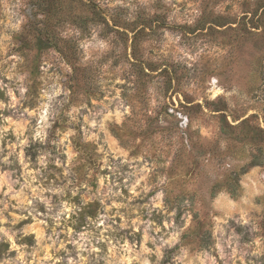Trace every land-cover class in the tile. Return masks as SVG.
<instances>
[{
	"label": "rangeland",
	"instance_id": "obj_1",
	"mask_svg": "<svg viewBox=\"0 0 264 264\" xmlns=\"http://www.w3.org/2000/svg\"><path fill=\"white\" fill-rule=\"evenodd\" d=\"M0 229V264H264V0H0Z\"/></svg>",
	"mask_w": 264,
	"mask_h": 264
},
{
	"label": "clouds",
	"instance_id": "obj_2",
	"mask_svg": "<svg viewBox=\"0 0 264 264\" xmlns=\"http://www.w3.org/2000/svg\"><path fill=\"white\" fill-rule=\"evenodd\" d=\"M23 91H24V89H21V92H23ZM50 98H51V97H50ZM41 118L43 119V117H41ZM46 126H47V125H45V127H46ZM37 135L40 136L41 139H43V133H42V131L39 132V133H37ZM41 191H43V189H41ZM53 191H59V190H57V189H53ZM73 195H75V193H73ZM160 195H163V193H160ZM36 198L39 199V197H36ZM28 203H31V201H28ZM44 203H45L49 208L52 207V205L49 204L47 200H45ZM62 211L64 212L65 215L67 214V210H66V209H62ZM54 220H55L56 223H59V222H60V213H57V214L55 215ZM0 230H3V229H0ZM4 231H5V235H8L7 231H6V230H4ZM25 234H27V230L25 231ZM13 235H14V233H13ZM177 236H178V234H177ZM177 236H173L171 242H175V240L177 239ZM8 239L11 240L12 237H11V236H8ZM82 239H83V237H82ZM162 243H169V241H163ZM13 247H15V245H13ZM144 251H148V249H144ZM16 259H17V260H21L22 257H17ZM3 264H15V261H12V262L5 261V262H3ZM143 264H148V261L145 260V261L143 262Z\"/></svg>",
	"mask_w": 264,
	"mask_h": 264
}]
</instances>
